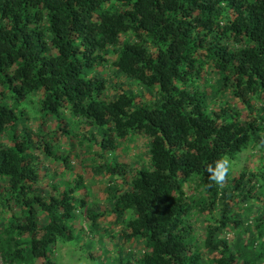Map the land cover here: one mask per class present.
<instances>
[{
	"label": "trees",
	"instance_id": "16d2710c",
	"mask_svg": "<svg viewBox=\"0 0 264 264\" xmlns=\"http://www.w3.org/2000/svg\"><path fill=\"white\" fill-rule=\"evenodd\" d=\"M32 95L34 112L16 111ZM65 114L83 130L61 128ZM50 119L55 131L41 135ZM56 135L97 150L103 211L85 191L75 197L79 175L70 183L40 163L71 167L69 155L51 156ZM135 139L147 149L129 175L114 151ZM261 139L264 0H0L1 264H53L52 246L80 241L83 221L86 233L121 242L115 262L103 253L95 264H264V160L231 170L222 188L206 172ZM191 181L200 203L184 189ZM192 211L205 218L200 241ZM109 215L116 236L99 226ZM140 241V256H121Z\"/></svg>",
	"mask_w": 264,
	"mask_h": 264
},
{
	"label": "rangeland",
	"instance_id": "374dc122",
	"mask_svg": "<svg viewBox=\"0 0 264 264\" xmlns=\"http://www.w3.org/2000/svg\"><path fill=\"white\" fill-rule=\"evenodd\" d=\"M108 63H110L114 59V55L107 54L105 56ZM106 63L107 66L109 64ZM103 69H106L108 71L109 68H105L103 66ZM115 77V75L111 72V70L108 71L107 79H111V77ZM110 86L111 84H108L106 89L103 92V96H106V100L111 98L110 93ZM35 96H28L24 103H22L19 106H16L17 110H24L25 112L32 114L34 112L35 104L33 103ZM224 98H227L225 96ZM100 99V98H99ZM110 101V99H109ZM37 102V101H36ZM231 109L235 110V112H239V114L243 115V112L241 111V105L238 103H230L228 105ZM33 117H30L31 119ZM53 120L50 119L45 123V127H41L42 129L39 130L41 135H45L47 132L51 130L53 133L55 131V127L53 125ZM59 126L64 129H69L70 131H78L83 130V126H81L78 122L76 123L75 119H71L70 116H66L63 119L62 122H60ZM30 129L35 133L38 130H36L35 124L33 122L29 123ZM89 127L87 128V130ZM91 130V128H90ZM31 131V132H32ZM72 133L70 137H75V133ZM51 135V134H49ZM79 138V136H78ZM78 138L76 139H70L69 144H71V148L68 147L67 142L62 138L60 135H56V142L61 143V147L54 149L51 156L56 155H69L70 159H72L70 166L64 169L62 164L59 161H52L50 157L43 158L41 157L40 163L44 166L53 169V173L56 177H61L62 179L69 181L72 183L74 179L77 178L79 175L81 177L80 184H84L83 189H80L75 192V197L79 198L82 196H85L81 194L82 191H85V201L90 205V207H95L94 209L97 211H103L108 204H106V201L104 199V196L101 192V189L103 188V185L105 183V178H102L100 176L92 175L91 173V166L93 164L101 163L102 159H96L93 160L94 154L97 153V150L92 147V149L85 148L83 142H79ZM143 139H135V142L133 144L128 143L127 141H119L123 143L122 147L119 145V149L117 148L116 151H114V154L118 156L117 162L122 164L125 168V171L128 172L129 175L134 174V170L138 169L139 163L137 162L138 157H143L144 152L147 149V146L145 145V142L142 141ZM118 143V142H117ZM126 146L123 148V146ZM132 146H135L132 148ZM108 155L107 153H105ZM259 155V157H262L260 162L264 160V151H256V148L254 147H248L246 150L240 152L233 160V167L232 170L234 172H239L240 169L243 166L249 167L252 163L254 165H257L256 163V157ZM91 160V161H90ZM131 171V172H129ZM127 177V176H126ZM102 178V179H101ZM49 183L53 184L54 181H43L42 185H48ZM117 183L120 184V182L117 180ZM186 187L184 188L187 194H190L192 199L195 201V203H200L202 200V192L199 187H197V181H191L186 183ZM71 184H69V187ZM16 214L17 210H13L11 213L8 212L6 215H1L2 218H5L7 220L10 219L11 214ZM105 219V218H104ZM114 218L109 215L107 220L100 221L98 220L99 226L102 228H111L115 233L106 235H114L116 236V233H118L119 229L121 228L120 223L117 225L111 224ZM189 221L193 227V231L191 235L193 237H196L198 241L201 240V233L203 232V226L205 218L198 216L197 211H192L189 216ZM6 222H3L5 224ZM85 221L81 222L80 227L82 229L81 238L80 241L73 243V242H64L62 240H57L55 244L52 246L51 252H50V261L53 264H95L96 261L101 260L100 256L101 254L105 253V259L108 262H115L118 259V250L121 248V242L120 239L115 237L112 239V242L110 243L107 239V237H104V234L102 237H99L98 234L93 233H86L85 227H84ZM233 234H236L234 232H229V237H231ZM90 240V241H89ZM89 241L88 250L86 249V243ZM131 249V251H130ZM130 251L135 256H140L144 252L143 242L140 241L134 245H127L124 249L121 251V256H124V253ZM89 254L92 258H89L87 256ZM205 264H210L209 257L206 256L205 258ZM94 260V261H93ZM1 264V262H0Z\"/></svg>",
	"mask_w": 264,
	"mask_h": 264
},
{
	"label": "clouds",
	"instance_id": "9594fccd",
	"mask_svg": "<svg viewBox=\"0 0 264 264\" xmlns=\"http://www.w3.org/2000/svg\"><path fill=\"white\" fill-rule=\"evenodd\" d=\"M256 151H264V139H261L256 145ZM233 167V161L224 156L216 160L213 164L208 165L206 172L208 173V180L210 181V186L215 185L222 188L229 176L230 171Z\"/></svg>",
	"mask_w": 264,
	"mask_h": 264
}]
</instances>
